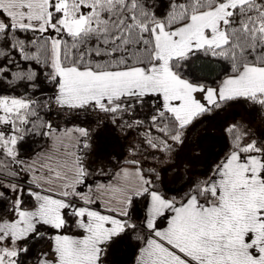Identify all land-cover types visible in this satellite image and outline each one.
<instances>
[{"label": "snow or ice", "instance_id": "6c2138e0", "mask_svg": "<svg viewBox=\"0 0 264 264\" xmlns=\"http://www.w3.org/2000/svg\"><path fill=\"white\" fill-rule=\"evenodd\" d=\"M0 264H264V0H0Z\"/></svg>", "mask_w": 264, "mask_h": 264}, {"label": "crops", "instance_id": "0c3cea01", "mask_svg": "<svg viewBox=\"0 0 264 264\" xmlns=\"http://www.w3.org/2000/svg\"><path fill=\"white\" fill-rule=\"evenodd\" d=\"M123 143L124 141H122L118 135L113 136V140H112V144L114 146V151L112 152V155H122L123 153ZM100 160H103L104 162H108V158L107 156H95L93 159V162L99 163ZM112 163L115 164L116 161L112 160Z\"/></svg>", "mask_w": 264, "mask_h": 264}, {"label": "trees", "instance_id": "16d2710c", "mask_svg": "<svg viewBox=\"0 0 264 264\" xmlns=\"http://www.w3.org/2000/svg\"><path fill=\"white\" fill-rule=\"evenodd\" d=\"M206 70L209 71V72H211V71H213L214 69L212 68V66H208ZM82 119H83V117H82Z\"/></svg>", "mask_w": 264, "mask_h": 264}, {"label": "rangeland", "instance_id": "374dc122", "mask_svg": "<svg viewBox=\"0 0 264 264\" xmlns=\"http://www.w3.org/2000/svg\"><path fill=\"white\" fill-rule=\"evenodd\" d=\"M237 112H240L241 110L239 109V107H237L236 109ZM243 114V113H242ZM252 119H255V117H252Z\"/></svg>", "mask_w": 264, "mask_h": 264}]
</instances>
